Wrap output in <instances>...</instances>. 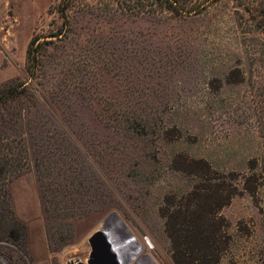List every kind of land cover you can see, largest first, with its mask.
I'll return each mask as SVG.
<instances>
[{"label":"rangeland","instance_id":"rangeland-1","mask_svg":"<svg viewBox=\"0 0 264 264\" xmlns=\"http://www.w3.org/2000/svg\"><path fill=\"white\" fill-rule=\"evenodd\" d=\"M59 2L0 0V264L87 262L92 240L177 264L166 213L211 193L201 169L264 171V20L222 0L159 26L79 4L66 21ZM220 216L223 264H264V188Z\"/></svg>","mask_w":264,"mask_h":264},{"label":"trees","instance_id":"trees-1","mask_svg":"<svg viewBox=\"0 0 264 264\" xmlns=\"http://www.w3.org/2000/svg\"><path fill=\"white\" fill-rule=\"evenodd\" d=\"M222 0H60L55 7L68 21L67 10L79 4L88 10L95 6L101 15L116 21H126L141 25L149 21L159 26L172 20L185 21L202 14L210 6H217ZM239 5L251 13L254 18L264 20V0H237ZM152 34L156 30L150 29ZM63 29L52 32L59 38ZM140 31H131L129 35ZM38 35L30 42L29 59L38 62ZM52 41V40H51ZM38 43V44H37ZM37 44V45H36ZM25 83L21 84L24 85ZM10 88L0 91V95ZM250 175L237 172L223 173L210 167L202 168L199 177L213 183L207 191L193 192L194 197L185 206L174 199L167 210L166 228L173 245V257L177 264H223L226 253L230 250L232 234L226 230V221L220 216V210L232 201L235 195L249 192L257 196L264 188V171L259 170L256 159L249 164ZM207 175V176H206ZM240 181V182H238ZM242 181V182H241ZM234 264V261H233Z\"/></svg>","mask_w":264,"mask_h":264},{"label":"water","instance_id":"water-1","mask_svg":"<svg viewBox=\"0 0 264 264\" xmlns=\"http://www.w3.org/2000/svg\"><path fill=\"white\" fill-rule=\"evenodd\" d=\"M92 246L93 251L87 262L77 259L70 260L67 264H120L110 245L104 244L102 247L98 248L92 240Z\"/></svg>","mask_w":264,"mask_h":264},{"label":"bare ground","instance_id":"bare-ground-1","mask_svg":"<svg viewBox=\"0 0 264 264\" xmlns=\"http://www.w3.org/2000/svg\"><path fill=\"white\" fill-rule=\"evenodd\" d=\"M100 231H101V230H100ZM117 255H118L119 258H120L121 255H120V251H119V250L117 251ZM117 259H118V258H117ZM120 259H121V258H120ZM120 263L124 264L123 260H120Z\"/></svg>","mask_w":264,"mask_h":264}]
</instances>
